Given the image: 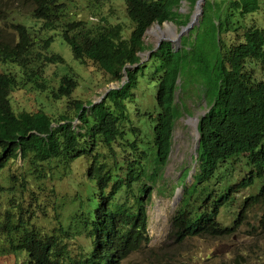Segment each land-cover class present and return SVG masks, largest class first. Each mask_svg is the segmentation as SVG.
<instances>
[{"label": "trees", "instance_id": "1", "mask_svg": "<svg viewBox=\"0 0 264 264\" xmlns=\"http://www.w3.org/2000/svg\"><path fill=\"white\" fill-rule=\"evenodd\" d=\"M22 1L32 7L31 16L9 24L16 41L0 36V64L16 70L0 73V173L18 157L34 167L46 163L67 171L82 161L87 169L85 190L75 195L66 225L42 229L22 214L1 223L10 254L24 255V264H121L146 246L151 193L159 182L167 187L163 175L173 131L190 94L199 95L206 112L197 121L192 181L184 182L183 167L176 183L183 198L171 219L172 237L183 242L228 235L233 228L217 220L219 210L242 189L257 192L244 199L234 223L264 204V79L253 72L264 70V27L242 26L258 12V0H204L202 17L179 46L163 41L154 51L144 32L153 24L176 25L183 2L192 8L197 0H78L80 6L76 0ZM113 2L121 4L122 16L87 25L73 15V8L86 11ZM58 35L80 65L116 81L125 71V82L86 105L71 98L78 81L70 72L51 85L44 77L46 65L64 63L49 52ZM17 90L65 100V110L57 117L41 108L16 110L11 94ZM137 90L149 92L148 111L136 104ZM232 164L241 168L235 181L227 170ZM259 226L264 231V216Z\"/></svg>", "mask_w": 264, "mask_h": 264}, {"label": "rangeland", "instance_id": "2", "mask_svg": "<svg viewBox=\"0 0 264 264\" xmlns=\"http://www.w3.org/2000/svg\"><path fill=\"white\" fill-rule=\"evenodd\" d=\"M75 4L81 5L78 0ZM31 9L32 7L22 0H0V36L5 41L11 43L16 41V35L9 29V24L24 23L31 16ZM121 11V4L113 2L96 4L94 8L86 11L79 7L73 8V15L75 19L92 25L100 23L110 15L122 16ZM194 12V7L191 8L188 3L183 2L181 12L178 14L180 17L178 23L172 25L165 22L159 27L156 24L151 25L143 35L145 44L154 47L158 41L155 32H160V29L168 28L177 34ZM200 18L201 16H198V19ZM251 24H255L257 28L264 27V0H258L257 13L242 21L244 27L248 28ZM172 45L177 47L175 44ZM49 52L62 56L64 63L46 65L45 79L55 87L59 78L70 72L78 81L71 98H76L84 105L99 102L108 87H118L121 84L122 79L112 80L107 74L92 66L80 65L73 59L69 47L61 41L59 35L54 37ZM147 55V52L142 53L140 58L145 60ZM4 71L16 72L14 67L0 64V73ZM253 72L257 78L264 79L263 69H255ZM136 94L141 100L136 103L141 112L148 111V105L151 103L149 92L143 94L137 90ZM184 100L183 116L175 123L173 143L163 175L167 187L165 189L160 187L162 182H159L157 187L162 192L155 188L147 207L149 242L139 252L129 255L121 264H264V231L259 226V221L264 216V204L250 208L243 219L234 223L241 212L244 199L257 192L255 187L240 190L233 195L229 205L220 208L217 220L222 226L233 228L228 235L193 237L183 242H177L172 237L171 218L183 198V190L176 183L184 171L181 170L183 167L188 170L189 176L195 171L194 158L198 139L195 128L198 119L206 112V105L199 100V95L190 94ZM11 103L16 110L36 112L41 108L50 112L53 117H57L65 110V100L51 102L44 94L36 95L31 90L14 91L11 94ZM67 115L75 116L73 110H69ZM73 124L81 128L76 120ZM33 168L40 171L33 173ZM86 169L87 163L82 161L71 165L67 171H59L54 165L42 163L34 167L23 163L19 157L14 159L0 173V186L4 188L0 192V226L1 223L21 214L22 220L30 216L29 219L33 221L35 227L42 229H56L60 225H66L67 216L74 211L75 195L82 194L85 190L86 182L83 175ZM227 170L234 181L241 177V168L232 164ZM9 176L11 179H8ZM191 181L190 177L184 179L188 184ZM2 233L4 230L0 229V264H24V255L9 253L6 243L2 241ZM77 242L85 245V239L82 237L77 238Z\"/></svg>", "mask_w": 264, "mask_h": 264}, {"label": "water", "instance_id": "3", "mask_svg": "<svg viewBox=\"0 0 264 264\" xmlns=\"http://www.w3.org/2000/svg\"><path fill=\"white\" fill-rule=\"evenodd\" d=\"M204 3V0H197L195 2V5H194V14L192 15L191 19L188 21V23L185 25V26H181L180 27V30L179 32L176 34V37L174 40H171V39H168V38H159L158 41L156 42L155 46H154V49H152L153 51L155 49H157L159 47V45L165 41V42H170L171 44H175L177 47L179 46V41H180V38L182 35L186 34L189 32V30L194 26V25H197L198 24V16H201L202 17V13H203V9H202V5ZM157 27H159L158 24H156ZM176 48V47H175ZM148 53V52H147ZM143 60V59H142ZM127 68H130L132 66H129L127 65L126 66ZM126 80V74H125V71H123V76H122V81H121V84L122 85ZM118 87H108L107 90H106V93L112 89H116ZM105 93V94H106ZM103 96H101L102 98ZM197 132V130H196Z\"/></svg>", "mask_w": 264, "mask_h": 264}, {"label": "bare ground", "instance_id": "4", "mask_svg": "<svg viewBox=\"0 0 264 264\" xmlns=\"http://www.w3.org/2000/svg\"><path fill=\"white\" fill-rule=\"evenodd\" d=\"M154 32H155V30H154ZM155 35L157 36L158 39L159 38H168V39L174 40L176 37V34L174 33V31H172V30L170 31V29H168V28H165V30L160 29V32L156 31Z\"/></svg>", "mask_w": 264, "mask_h": 264}, {"label": "clouds", "instance_id": "5", "mask_svg": "<svg viewBox=\"0 0 264 264\" xmlns=\"http://www.w3.org/2000/svg\"><path fill=\"white\" fill-rule=\"evenodd\" d=\"M196 130H197V124H196V128H195ZM196 148H197V145H196ZM190 176L188 175V178H189ZM174 215V214H173ZM172 219V218H171ZM147 228H148V226H147ZM148 230V229H147Z\"/></svg>", "mask_w": 264, "mask_h": 264}]
</instances>
